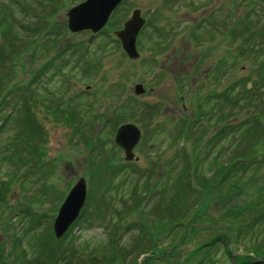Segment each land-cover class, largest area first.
Here are the masks:
<instances>
[{
	"label": "rangeland",
	"instance_id": "374dc122",
	"mask_svg": "<svg viewBox=\"0 0 264 264\" xmlns=\"http://www.w3.org/2000/svg\"><path fill=\"white\" fill-rule=\"evenodd\" d=\"M83 1L0 0V19H8L0 23V242L4 256L13 245L20 251V262L8 258L0 264H34L41 246L56 247L53 221L81 176L87 197L82 223L74 229L79 237L74 240L70 233L57 245L60 252L70 255L74 247L97 255L132 251L122 263H141L140 252L150 239L138 242L140 236L155 234L156 246L167 248L182 232L174 223L192 215L193 209L178 221L168 210L183 169L193 161L199 174L212 180V170L243 154L249 160L256 155L251 168L205 194L188 192L186 202L198 208V222L215 226L178 243V250L183 259L222 231L229 221L224 211L235 204L245 212L241 238L231 246L264 259V72L258 62L264 39L251 33L264 28V0H174L172 5L166 0L169 6L164 0H123L92 41V31L68 28L69 9ZM135 8L144 18L151 17V8L163 9L159 27H164L161 38L169 39L166 47L183 44L199 57L201 72L194 83L185 76L157 85L147 61L152 31L146 25L140 57L125 55L114 31ZM233 29L243 35L234 37ZM228 50L231 97L226 103L225 77L217 85L211 78L207 88L203 83ZM136 84L144 92L137 94ZM27 118L37 127L29 129ZM124 123L142 131L134 148L138 160H126L114 142ZM224 249L223 244L216 264H231ZM24 251L28 256L22 259Z\"/></svg>",
	"mask_w": 264,
	"mask_h": 264
},
{
	"label": "trees",
	"instance_id": "16d2710c",
	"mask_svg": "<svg viewBox=\"0 0 264 264\" xmlns=\"http://www.w3.org/2000/svg\"><path fill=\"white\" fill-rule=\"evenodd\" d=\"M5 20L8 19H0V23L4 22ZM239 22H243V20H239ZM247 28L249 27L247 26ZM233 31L234 37L241 35L243 32L238 31L237 29H233ZM251 33L262 36V39H264V28L259 31L257 29V31ZM251 35L253 36V34ZM258 62L260 69H262L264 72V57L259 59ZM27 121L29 122V129H31L32 127L35 128L36 125L31 120V118H27ZM67 121H69V119H67ZM255 156L256 155H252L249 160L246 159V155L243 154L241 156L236 157L235 159H232L230 165L225 162L223 165L217 166L214 170L211 171V173H213L214 175V179L212 180L209 179L207 174H199V165H196L193 161L192 164L188 165L185 168V170L183 169V171L180 173V179L175 182L176 192L171 199L168 210L169 214H177L176 218L178 221L182 219V217L178 218L179 215L184 217L187 212H191V210L193 209L192 215L187 220L183 219L182 222L174 223L173 227H175L176 229L178 227H183L181 229L182 232L180 233L177 242H175L171 246H168L167 248L161 249L156 246L159 240L158 238L154 239L155 234L151 235L149 233H145V237L140 236L138 242H142L144 239L146 240L147 238H149L150 240L146 243V247H143L144 249H142L140 252L141 255H144L142 262L140 263L138 261L137 264H216L217 253L219 250L222 249L223 244L225 245V257L231 261V264H264V259L254 260L252 259L251 255L243 253L242 251L237 250V248L235 250V248L231 246L232 243L235 245L238 242V240L241 238V234L243 233L242 220L240 219V217L245 212V207L235 204L232 205V208H227L226 211H224V215L229 221H227L228 225L223 228L222 231L216 233L213 237L199 243L183 259L180 258V252L178 250V245L180 243L184 242L186 239L195 238L198 231L207 228L208 225L215 226L214 223L206 224L203 222H198V216H195V213L198 208H195V206L189 205L188 202H186L188 192H202L205 194L206 188H212L213 186L218 185L219 183L228 181L229 177H236L237 174H239L238 171L243 172L251 168L254 162L253 160L256 158ZM261 160L263 164L264 153H262ZM95 171L97 174L101 172L98 170V168ZM115 174H118V169L115 170ZM217 174L219 175L218 177ZM262 196L263 194H260L261 199H263ZM83 213L84 212L82 211L80 212L79 217L70 226L66 234L55 242L56 244L54 245H56V247L51 246L52 248H46L44 246H41V253L38 254L31 262H33L34 264H57V262H60V264H100L102 262H104L105 264H123L122 262L125 260V258L131 256L132 251H127L125 255H121L116 249L113 250L111 253L103 252L97 255L96 253L89 252V250L82 251L74 247V249L71 250L70 255H67L64 252H60L57 245L59 246L63 244V242H65L70 233L72 234L74 240H77V238L79 237V234L74 233V229L79 223H82L81 219L83 218ZM261 216H264V213L261 214ZM260 221L261 218H257L256 222ZM1 244L2 243L0 242V262L3 259L8 258H13L14 261L20 262V251L17 250L16 245L9 247L7 249V255L4 256ZM138 244L139 243H136V245ZM156 247L158 249H156ZM76 255L82 257L79 258ZM27 256V252L24 251L22 259ZM101 259H103L104 261H101ZM86 260H89L90 263H85Z\"/></svg>",
	"mask_w": 264,
	"mask_h": 264
},
{
	"label": "water",
	"instance_id": "95a60500",
	"mask_svg": "<svg viewBox=\"0 0 264 264\" xmlns=\"http://www.w3.org/2000/svg\"><path fill=\"white\" fill-rule=\"evenodd\" d=\"M121 2L122 0H85L69 9L68 28L72 32L92 31L93 35L89 38L91 41L94 34L104 28L110 15ZM145 22L141 9L135 8L129 19L123 23V27L114 31L130 58L136 59L140 56L136 40ZM135 92L137 94L144 92L143 85L136 84ZM141 136L140 127L134 123H124L117 128L114 142L124 150L126 160L139 159L134 153V148L140 142ZM86 197L87 182L85 177L81 176L66 194L53 221L52 229L56 239L63 237L79 217Z\"/></svg>",
	"mask_w": 264,
	"mask_h": 264
},
{
	"label": "flooded vegetation",
	"instance_id": "af4514ba",
	"mask_svg": "<svg viewBox=\"0 0 264 264\" xmlns=\"http://www.w3.org/2000/svg\"><path fill=\"white\" fill-rule=\"evenodd\" d=\"M164 1H165L164 2L165 6L170 3L169 1H166V0H164ZM162 3L163 2L161 1V5H162ZM174 3H176V2L174 0H172L171 5ZM162 12H163V9H161V8L159 10H155L154 8H151V17H149V18L145 17V20H146L145 25H146V27H149L150 31H152V32H150L149 41H148V46L150 47V49L148 50L149 52L147 51L148 52L147 53V61L151 66L150 74H151V76L153 75L155 77H158V80L156 82L157 85H159V84L161 85L167 77L184 78L185 76L190 77L194 83L197 80V74L201 72L200 71V64H199V57L195 54V52L193 53V55L189 54V51L184 49L183 44L182 45L174 44L171 47H169V49H168V46L166 47V45H168L167 42H169V39L164 40V38H161L162 34H163L162 31H163L164 27L163 28H162V26L159 27V24L162 20L161 16H163ZM155 14H156V16H155ZM171 22H172V19H169L168 20L169 26L171 25ZM121 28H119V29H121ZM193 28L196 29L195 26ZM156 29H157V34L159 32V38L157 37V34L155 33ZM141 30H140L138 37H137V40H136V47H137L138 51H139V47H140V40L139 39H140V35L142 33ZM99 32H97V33H99ZM97 33L94 34V37ZM155 37H157V38H155ZM117 40H119L121 47H122V43H121L120 39L118 38ZM123 51H124V49H123ZM124 53L126 56H128L125 51H124ZM155 53H156V55L154 56ZM128 58L132 59V60H136L134 58H130L129 56H128ZM222 59H223V63H224V71L221 70ZM231 69H232L231 52H230V50H228L224 54V58H222V56H221L218 60H216L214 67L212 68L213 71L208 70V72L205 73V75H204L203 85H205L206 88H207L208 82H210L211 78L213 80V83L217 85V82H219L220 80L223 79V77H225V82H228V84L225 86L226 91L223 95L224 96L223 98L226 101V103L227 102L229 103V100L231 97V78H230L231 77ZM211 72H212V74H211ZM180 81H182V84H184V80H180ZM153 88H154L153 86L150 87L151 90H153ZM227 90H228V92H227ZM211 95H212V93H211ZM184 96L185 95H183V94L180 95L179 99L184 100ZM207 96H208V93L203 98V100H205L204 102H206ZM164 100H166V98L162 99L163 104H164ZM165 103H166V101H165ZM165 106H167L169 108L170 107L176 108L177 103L174 102V103H172V105H171V103H169L168 105L166 103Z\"/></svg>",
	"mask_w": 264,
	"mask_h": 264
}]
</instances>
